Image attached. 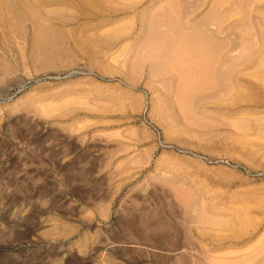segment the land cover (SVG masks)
Here are the masks:
<instances>
[{
    "label": "rangeland",
    "instance_id": "1",
    "mask_svg": "<svg viewBox=\"0 0 264 264\" xmlns=\"http://www.w3.org/2000/svg\"><path fill=\"white\" fill-rule=\"evenodd\" d=\"M0 264H264V0H0Z\"/></svg>",
    "mask_w": 264,
    "mask_h": 264
},
{
    "label": "bare ground",
    "instance_id": "2",
    "mask_svg": "<svg viewBox=\"0 0 264 264\" xmlns=\"http://www.w3.org/2000/svg\"><path fill=\"white\" fill-rule=\"evenodd\" d=\"M177 9H178V7H177ZM188 11H190V10H188ZM181 36H183V35H181ZM205 36L206 35L203 34L202 32L195 33V31H194L193 34L189 33L186 35V37H184V39H182L183 41L181 44H179L180 46L176 43L179 47L175 46L176 44L175 45L173 44V46L170 44V47L172 46V48L173 47L177 48V49L173 48L175 50V52L173 53L171 50L172 48L168 47V48H170L171 56L168 54L169 53L168 49H167L168 53L166 52V54H168L170 56V58L167 57V55H164L165 53L163 54L164 56L167 57V60L169 58V62H171L172 67L174 66V67H177L181 70L180 71L178 69L181 73V77H182V80L184 83L182 90H180L181 94L185 93V95H186V93L189 91L188 93L190 95L191 94L190 91L192 93H194L192 90H197V91H199L200 89L202 90V88H204L205 85L207 84L206 82L209 83V80L207 81V79L210 75L211 70H208L206 67L209 66V64L211 63L212 60L214 61V59H213V58H215L214 53L217 51L215 50L216 44L213 46ZM180 39H181V37H180ZM179 40H176V41L180 42L181 40L180 41ZM172 42H168V43H172ZM163 46H165V45H163ZM163 46H161V48ZM165 48H166V46H165ZM163 49L164 48H162L160 50V52L161 51L165 52L166 49L165 50H163ZM165 62H166V60H165ZM171 64L169 65V67H171ZM209 68H210V66H209ZM209 79H211V76ZM183 96H184V94H183Z\"/></svg>",
    "mask_w": 264,
    "mask_h": 264
}]
</instances>
